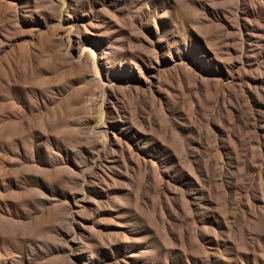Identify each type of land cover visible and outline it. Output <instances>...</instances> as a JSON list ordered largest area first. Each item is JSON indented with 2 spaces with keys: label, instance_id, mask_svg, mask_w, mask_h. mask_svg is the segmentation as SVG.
I'll return each instance as SVG.
<instances>
[{
  "label": "rangeland",
  "instance_id": "rangeland-1",
  "mask_svg": "<svg viewBox=\"0 0 264 264\" xmlns=\"http://www.w3.org/2000/svg\"><path fill=\"white\" fill-rule=\"evenodd\" d=\"M0 264H264V0H0Z\"/></svg>",
  "mask_w": 264,
  "mask_h": 264
},
{
  "label": "bare ground",
  "instance_id": "bare-ground-1",
  "mask_svg": "<svg viewBox=\"0 0 264 264\" xmlns=\"http://www.w3.org/2000/svg\"><path fill=\"white\" fill-rule=\"evenodd\" d=\"M256 2H258V0H256ZM254 7V6H253ZM255 37V36H254ZM258 37V36H257Z\"/></svg>",
  "mask_w": 264,
  "mask_h": 264
}]
</instances>
